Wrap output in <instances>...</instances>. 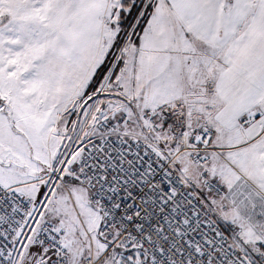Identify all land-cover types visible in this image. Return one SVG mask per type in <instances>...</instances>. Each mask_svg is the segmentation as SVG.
Instances as JSON below:
<instances>
[{
  "label": "snow or ice",
  "instance_id": "obj_1",
  "mask_svg": "<svg viewBox=\"0 0 264 264\" xmlns=\"http://www.w3.org/2000/svg\"><path fill=\"white\" fill-rule=\"evenodd\" d=\"M0 264H264V0H0Z\"/></svg>",
  "mask_w": 264,
  "mask_h": 264
}]
</instances>
